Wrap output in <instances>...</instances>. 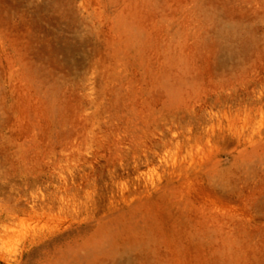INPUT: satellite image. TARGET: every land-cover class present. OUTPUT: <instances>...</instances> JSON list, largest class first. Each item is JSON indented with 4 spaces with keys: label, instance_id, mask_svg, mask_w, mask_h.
I'll return each mask as SVG.
<instances>
[{
    "label": "rangeland",
    "instance_id": "rangeland-1",
    "mask_svg": "<svg viewBox=\"0 0 264 264\" xmlns=\"http://www.w3.org/2000/svg\"><path fill=\"white\" fill-rule=\"evenodd\" d=\"M0 264H264V0H0Z\"/></svg>",
    "mask_w": 264,
    "mask_h": 264
}]
</instances>
